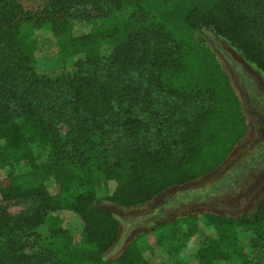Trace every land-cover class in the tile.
<instances>
[{"label":"trees","instance_id":"1","mask_svg":"<svg viewBox=\"0 0 264 264\" xmlns=\"http://www.w3.org/2000/svg\"><path fill=\"white\" fill-rule=\"evenodd\" d=\"M76 19L109 26L98 35L78 32ZM200 29L264 75V0H0V141L10 127L0 168L12 153L27 166L0 179V197L29 207L19 216L0 207V257L8 250L12 264H146L139 239L105 258L121 227L100 204L98 181L105 201L143 205L215 171L247 130L227 72L195 37ZM39 31L73 60L72 74H36ZM121 31L123 40L102 57L98 41ZM156 93L182 104L205 96L208 105L188 111L156 102ZM47 213L54 223L48 248L20 252L16 236ZM203 217L210 237L196 251L198 264H256L254 251L264 252V194L249 215ZM76 233L84 236L81 249L73 247Z\"/></svg>","mask_w":264,"mask_h":264},{"label":"rangeland","instance_id":"2","mask_svg":"<svg viewBox=\"0 0 264 264\" xmlns=\"http://www.w3.org/2000/svg\"><path fill=\"white\" fill-rule=\"evenodd\" d=\"M71 24L78 32L88 31L98 35L109 26V21L76 19L72 20ZM123 37L121 31L111 39L99 40L98 49L102 57L109 55ZM195 37L211 48L227 72L246 116V133L215 171L186 185L172 187L140 206L123 207L105 201V188L98 181L96 192L100 204L110 209L121 227L120 238L106 254V259L117 257L130 242L139 239L145 244L143 258L146 264H198L196 251L207 246L210 237L203 229V215L215 214L232 218L249 215L264 194V75L210 29L197 30ZM32 52L34 70L40 77L63 78L74 71L73 60L64 58L58 43L43 31L36 33ZM154 99L158 103L172 102L173 107L182 106L188 111L197 106L208 105L205 96L185 104L180 101L173 102L172 98L159 93L154 94ZM5 132L6 138L0 141V150L7 143L9 126L5 127ZM112 139L116 143H124V139L115 132ZM26 170L27 166L12 153L9 165L0 168V179L8 174ZM47 186H53V179L47 182ZM0 207L12 216L29 212L28 204L17 201L3 202L1 197ZM53 227L51 215L47 213L32 231H25L16 236V248L20 246L22 250L19 251L24 253L46 250ZM73 247H84L83 234H74ZM14 255L7 250L0 257V261L12 264ZM253 259L254 263L261 264L264 262V252L254 251Z\"/></svg>","mask_w":264,"mask_h":264}]
</instances>
